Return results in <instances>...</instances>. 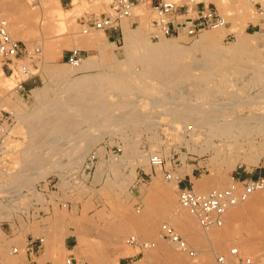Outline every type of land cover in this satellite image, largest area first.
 <instances>
[{
  "label": "rangeland",
  "instance_id": "374dc122",
  "mask_svg": "<svg viewBox=\"0 0 264 264\" xmlns=\"http://www.w3.org/2000/svg\"><path fill=\"white\" fill-rule=\"evenodd\" d=\"M48 1L52 4L58 3L56 13L60 15L62 23L53 18L51 13L45 12L43 6L48 4ZM75 1L81 2L74 4ZM202 1L214 5L228 23L223 27L222 34L218 35V45L228 47L240 55L243 51L240 45L242 38L251 39L253 44L257 45L263 43L258 29L254 27L259 23V18L250 0ZM17 2L27 6L20 7V11L7 7L6 15L0 19L9 21L12 36L25 43L28 52L34 57L35 64H31L25 57V60L12 66L14 75H11L9 70L4 72L1 68L0 71V186L6 189L11 186L8 183L19 185L18 178L22 176V180L25 175H8V172L5 173L6 169L14 167L17 170L22 165V159L29 160L37 154H32L35 141L30 142L27 135L29 128L26 130V127H34L35 124L37 129L42 127L39 122L32 125L29 123L30 119L42 115L45 111L44 104L46 106L52 101L67 102V99H72V95L69 97L71 92L65 90L69 88L66 89L67 85L70 86L69 83L78 78L118 75L127 71L125 62L120 63L124 60L121 47L125 43V27L129 31L142 32L150 44L163 39L174 40L182 47L191 48L190 52L197 57L200 52L192 46L199 36L222 28L207 29L196 37L186 34L176 37L164 36L152 25L156 14L149 7L140 5L134 10L133 18L123 20L122 31L119 33L92 30L85 34L82 22L105 10L108 0H72L68 5L61 0H40L39 5L25 0ZM25 8L30 11L25 12ZM60 24H63L64 28ZM154 34H157L158 38H152ZM92 42L94 46L90 45ZM85 43L89 46L81 48ZM35 44L41 45V55L32 53ZM74 49L81 51L83 60L90 55L96 57L98 64L87 70L82 67L83 63L82 68L71 66L66 59ZM24 63L28 64L30 71L39 76L41 81L31 92L18 88L19 83L26 79L21 73ZM254 64L255 62L252 65ZM131 65L135 67L133 70ZM131 65L129 68L132 72H142L140 64ZM59 70L69 72V76L65 80L60 76L58 78L54 73ZM194 72L198 74V71ZM125 79L126 89H122L123 93L121 89L118 95L110 91L106 93V98L116 104L122 96L124 100L132 97V93L127 91L136 92L135 87L139 91L143 89V104L135 113L138 118L136 124H133L135 127L127 125L130 126L127 128L122 124L125 128H121L120 124L121 127L114 124L112 128L108 124L103 138L98 136L95 129H91V136L88 127L80 132L81 138L79 134L74 135L79 137L77 139L69 136L61 139L49 138L52 140L50 141L47 137L46 140L49 141L45 142H49V145L40 148L38 157L45 159L44 162L47 163L51 161L49 164L54 167H51L43 178H34L30 183L21 181L17 191L0 195V205L5 199L10 201L3 202L6 213L0 214V245L8 252V258L15 264H65L69 256L88 264H179L175 261L178 257L183 261L181 264H217L218 256H229L230 249L238 247L242 256L251 258L253 264H264V252L263 255L256 256L253 249L254 242L264 234V198L253 208H248L257 194L264 193V189L253 193L246 202L229 209L223 217L221 227L204 230L196 217L180 208L176 181L166 179L168 173L183 179V183L190 178V185L196 192L208 193L213 189L228 187L233 176L264 178V172H261L264 171V156L251 168L240 163L233 166L231 160L236 159V156H217L216 148L210 146L207 141H196L190 135L170 133L165 124L167 117L156 114L150 104L162 88L159 81H145L139 78L140 81L135 75ZM41 91H44L43 94ZM34 93H38V96ZM155 124L160 127L157 128ZM85 131L88 133L85 134ZM83 134L85 137L82 138ZM261 134L252 135L256 138V152H264V131ZM133 140L137 146L136 151L145 149L143 156L130 152L128 145ZM106 143L121 147L119 159L115 160L110 156L113 163L111 167H105L100 161L90 175H84L83 166L89 153L99 149L101 154L105 155L103 146ZM79 151L81 162L72 165L76 158L79 160ZM74 154H77V157ZM155 154L163 157V167L151 165L150 157ZM64 158L69 162H65ZM12 160L14 162H11ZM156 185L160 186L159 192H154ZM185 222H189L190 229L199 235L198 243L187 240L182 231ZM163 223L172 224L181 237L190 243L197 252L196 258L179 252L173 243L160 238ZM131 236L145 243H154L155 246L149 250L129 246L125 239ZM31 237L45 238V245L40 253L28 250L27 243ZM14 247L19 248V253L13 252ZM123 254L126 257H118Z\"/></svg>",
  "mask_w": 264,
  "mask_h": 264
},
{
  "label": "bare ground",
  "instance_id": "6f19581e",
  "mask_svg": "<svg viewBox=\"0 0 264 264\" xmlns=\"http://www.w3.org/2000/svg\"><path fill=\"white\" fill-rule=\"evenodd\" d=\"M17 1L18 0H1L0 17L6 15L5 11L8 9L7 7L18 11L20 7L25 6ZM80 2L81 1H75L74 4H79ZM57 6L58 3L52 4L49 2L43 7L45 8V12L51 13L53 18L62 23L60 15L56 13ZM27 8H25V12L30 11ZM22 9L24 11V8ZM60 26L63 27V24H60ZM124 31H126L125 43L124 46L121 47V52L125 61L123 60V62L121 61L120 63L122 64L125 62V69L127 71L121 72L118 75L111 74L102 77H100V75L96 77H81L73 81V83H69L70 86L67 85L66 89L69 88L67 91L65 90V92H71L70 95H68L69 97L72 95L70 97L72 99L69 101L67 99V102L59 100L55 102L52 101V103L47 104L48 106L44 104V114L42 113L41 116L34 117L33 120L30 119L31 122L29 123L32 125L39 122L42 127L37 129L35 127L36 124L34 127H26V130L29 128L27 135L30 137V142L33 143V140L35 141L33 143L34 147H32V154L35 152L37 154L33 155L34 157L32 156L33 158L29 160L27 158L22 159V161L20 160L22 165L17 170L13 167L15 171H13L12 167L9 169L3 168L7 170L5 173L8 172V175L14 174L15 177H19L22 173H25L26 176L24 175L22 180L20 179L22 176L18 178L21 184V181L30 183L34 178H37V180L43 178L49 169L54 167L49 164L51 161L47 163L44 162L46 161L45 159L42 160L38 157V153L41 151L40 148L49 145V142H45L49 141V138L61 139L76 134H79L81 138L82 134L80 132L87 127L90 128L89 130L92 129L94 131L95 129V131L98 132V136L102 137L105 135L106 129H108V124L109 126L111 125L112 128L114 124L115 126H119L120 124L122 127H119L121 128H128L130 126L135 127L133 124H136L138 120L135 113L138 109H141V105L143 104L141 98L143 96L142 94L145 93L144 90L140 89L139 91L138 88L135 87L136 92L127 91L132 93V97L135 98L130 97L124 100L123 96H120L121 98L116 104L106 98V93L110 91L118 95L120 93L119 89H121V92L123 88L126 89L124 86L125 78L134 75L137 79L140 78L145 81L156 79L162 85L159 95H157L156 98L154 97V99L150 101V104L155 109L156 114L167 117V123L165 124L170 133L190 135L191 138L196 141L198 139L207 141L210 146L216 148L217 156L222 154L230 155L231 158L236 156V159L231 160L233 166L234 164L240 163L251 168L252 165L259 163V160L264 156V152H256V138L252 135H258L264 131V42L261 43V45H257L256 43L253 44L251 39L242 38L240 40V45L243 51L239 55L230 48L218 45L216 42L218 35L222 34L224 31L222 27L219 30L201 34L194 45L192 44V48L200 52V56L197 57L192 55L190 52L191 48L182 47L174 40L163 39L157 43L150 44L149 41L147 42L142 32L129 31L126 27ZM93 42L90 44L91 46H94ZM85 44H82L81 48L84 46L87 48L89 46ZM255 44L256 46H254ZM254 62L256 65H252ZM131 63L140 64L142 66V72H132L130 70L131 68H129ZM262 63L263 65H261ZM96 64H98L96 63V57L94 58V56L90 55L83 60L82 67L86 68L85 70H87V68L92 69ZM243 65L248 66H246V68ZM130 67H132V70L135 68L132 65ZM194 71H198V74ZM54 74H57L58 78L63 77V80L69 76V72L67 73L62 70ZM116 76H118V78ZM42 92L44 91H41V93ZM66 97L68 96L66 95ZM146 100L144 102L147 103ZM151 105L148 104V106ZM17 115L16 116L19 117L18 113ZM24 121L26 122V120ZM39 124L37 126H39ZM122 124L126 126L124 127ZM155 125L157 128L160 127L158 124ZM92 130L91 132L89 131L91 136ZM88 131H85V134L86 132L88 133ZM47 137L49 140H46ZM83 137H85V135L82 136V138ZM74 138L77 139L79 137L74 136ZM90 139L92 140V138ZM134 140L128 145L130 152L143 156L145 149L136 151L137 146H135L136 144L134 143L136 140ZM72 150H70V152ZM75 150L78 151V149ZM72 153H74V151ZM76 155L75 157H77ZM78 155L79 160L76 158V160L72 162V165L81 162L80 151ZM82 155L83 153L81 156ZM19 158L21 159V157ZM65 158L64 160L67 162L68 160L66 161ZM55 161L56 160H54V162ZM61 161L63 162V159ZM100 161L106 165L105 167H111L113 164L111 157L107 154H101L99 162ZM11 162H14V160ZM17 162L15 164L16 166ZM20 183L19 185L8 183V185H11L10 187L8 186V189L0 186V195L3 193L5 195L8 193L12 194L18 190L17 187L20 186ZM159 187V185H156L154 192H159ZM262 198H264V193L257 194L255 199L249 203L248 208H253ZM3 202L10 203L7 199L1 202L0 214L6 213V206ZM182 231L189 242H199V235L190 229L189 222L184 223ZM178 234L180 235V233ZM253 249L256 256L264 252V234L254 242ZM118 257H126V255L123 254ZM175 261L179 264L183 262L182 259L178 257L175 258ZM0 264H15L8 258V252L1 245Z\"/></svg>",
  "mask_w": 264,
  "mask_h": 264
},
{
  "label": "built area",
  "instance_id": "2783aa9c",
  "mask_svg": "<svg viewBox=\"0 0 264 264\" xmlns=\"http://www.w3.org/2000/svg\"><path fill=\"white\" fill-rule=\"evenodd\" d=\"M10 1V0H5ZM30 1L33 5H39L40 0H25ZM62 3L68 5L72 0H61ZM108 6L93 18L85 19L83 23V33L87 34L92 30H100L105 33L122 31V22L124 19L134 17V10L144 5L149 7L155 14L156 19L152 21L155 29L164 36H179L186 34L190 37H196L207 29H215L226 27L227 21L225 17L218 13L216 7L211 3L198 0H108ZM253 4L256 15L259 18V23L255 25L260 32L264 42V0H250ZM152 38H158L154 34ZM32 53L41 55L42 48L40 44H35ZM27 57L31 64L34 63V57L28 52L24 42L15 39L10 32V23L6 19H0V64L5 72L11 71V75L15 74L13 65L25 60ZM83 56L80 50L74 49L70 51L67 57V63L73 67H80L83 63ZM27 59V60H28ZM21 73L26 79L22 80L18 88L23 89L26 81L36 77L33 74L28 64L24 63L21 66ZM108 156L118 160L122 149L119 145L105 144L103 146ZM101 152L99 149L92 150L83 166V174H91L96 168L100 160ZM151 165L154 167H163L164 159L158 154L150 157ZM166 179L176 181L178 201L181 208L187 210L191 215L197 218L200 227L204 230L221 227L223 217L226 212L238 205L247 201L250 196L258 190L264 189V178H247L239 179L232 177L230 185L224 189L211 190L208 193H198L192 185L184 186L183 179L175 178L172 174H166ZM160 238L166 239L173 243L177 250L185 253L190 258H196V250L184 240L169 223H163L161 226ZM129 246L139 247L142 250H149L155 246L154 243H145L138 238L131 236L125 239ZM45 245V238L28 239L27 247L29 251L40 253ZM14 253H19V248H13ZM233 261V262H230ZM217 264H253L249 257L242 256L238 247H232L229 256L220 255L216 260ZM66 264H88L85 261H78L72 256H69Z\"/></svg>",
  "mask_w": 264,
  "mask_h": 264
},
{
  "label": "crops",
  "instance_id": "0c3cea01",
  "mask_svg": "<svg viewBox=\"0 0 264 264\" xmlns=\"http://www.w3.org/2000/svg\"><path fill=\"white\" fill-rule=\"evenodd\" d=\"M40 83H41V81H40V77H39V76H38V77L36 76V77H34L33 79L26 81V82L24 83V85H23V89L31 92V91L33 90V88H34L35 86L39 85ZM261 172H264V171H261ZM239 179H241V180H243V179H247V176H246V175H242V176L239 177ZM190 184H192V181H191L190 178H188V179L186 180V182L183 183L184 186H188V185H190ZM123 262H124V261H123Z\"/></svg>",
  "mask_w": 264,
  "mask_h": 264
}]
</instances>
